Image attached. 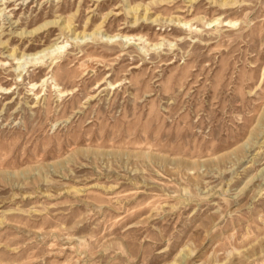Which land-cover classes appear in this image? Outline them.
Returning <instances> with one entry per match:
<instances>
[{"label":"rangeland","instance_id":"obj_1","mask_svg":"<svg viewBox=\"0 0 264 264\" xmlns=\"http://www.w3.org/2000/svg\"><path fill=\"white\" fill-rule=\"evenodd\" d=\"M0 264H264V0H0Z\"/></svg>","mask_w":264,"mask_h":264}]
</instances>
